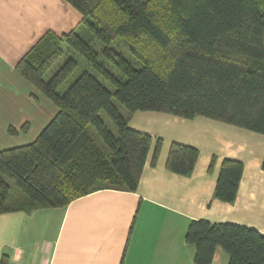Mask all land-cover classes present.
I'll use <instances>...</instances> for the list:
<instances>
[{
    "label": "trees",
    "instance_id": "trees-1",
    "mask_svg": "<svg viewBox=\"0 0 264 264\" xmlns=\"http://www.w3.org/2000/svg\"><path fill=\"white\" fill-rule=\"evenodd\" d=\"M65 1L79 12L77 25L60 34L46 32L15 64L57 111L33 141L0 150V213L62 207L99 189H137L152 137L130 128L113 99L128 114L200 116L264 135V0ZM81 24L122 76L99 61L92 38L77 31ZM117 38L136 63L111 47ZM63 44L92 72L82 71L58 93L77 66L69 56L45 79L63 55ZM160 144L156 138L153 161ZM198 153L172 142L165 167L188 175ZM214 162L213 156L208 170ZM242 171L240 160L222 159L214 197L233 202ZM11 185L17 194L9 205ZM184 240L194 246L193 264H210L217 247L227 253V264H264V235L252 227L192 219ZM0 264H7L6 255Z\"/></svg>",
    "mask_w": 264,
    "mask_h": 264
},
{
    "label": "crops",
    "instance_id": "crops-1",
    "mask_svg": "<svg viewBox=\"0 0 264 264\" xmlns=\"http://www.w3.org/2000/svg\"><path fill=\"white\" fill-rule=\"evenodd\" d=\"M79 20L65 0H0V150L33 141L57 111L16 70V62L46 32H67ZM123 113L130 128L152 137L137 189H99L62 207L0 213V260L6 255L7 264H179L186 252L193 262L194 246L184 240L192 219L245 225L264 235L263 134L200 116ZM156 138L161 144L153 161ZM172 142L198 149L188 175L165 167ZM224 158L243 163L233 202L213 195ZM227 262L217 247L210 264Z\"/></svg>",
    "mask_w": 264,
    "mask_h": 264
},
{
    "label": "rangeland",
    "instance_id": "rangeland-1",
    "mask_svg": "<svg viewBox=\"0 0 264 264\" xmlns=\"http://www.w3.org/2000/svg\"><path fill=\"white\" fill-rule=\"evenodd\" d=\"M77 31L79 32V34H81L85 39L90 40V44L94 47V49L97 51L98 53V59L99 61H101L103 63V65L114 75V76H122L120 74V72L115 69L112 64L104 57L103 53H102V48H103V44L101 42H99L95 37H92L91 34L88 32V30L86 29V27L84 25H79V27L77 28ZM63 55L57 60V62L55 64H53V66L46 72L45 77H50V75L55 71V69L63 62V60L69 56L74 57L77 60V66L73 69V71L70 73V75L65 79V81L58 87L57 92L58 93H63L68 86L78 77V75L84 71V70H88L90 72H92V69L87 65V63L85 62V60L80 57L75 51H73L71 48H69L67 45L63 44ZM111 47L121 53L124 57L128 58L130 61H132L133 63H136L134 58L132 57V55L130 54V52L128 51L127 46L124 44V42L122 41L121 38H117L115 39L112 43H111ZM105 81V80H104ZM48 100V99H47ZM114 103L120 108L119 110H121V112H126V110L124 109V107L122 105H120L115 99H113ZM49 104L50 101L48 100ZM54 109L56 110V108L54 107ZM105 122L109 125V127L114 130V126L106 119V117H104ZM92 128H90L91 131ZM21 137H17L16 139H19ZM94 139L97 142V144L104 149V144L103 142L96 136L94 135ZM17 194V190L16 188L11 185L10 188V197L9 200L7 201L9 205H11L12 203H14L16 201V199H14V196ZM14 195V196H13ZM192 261V260H191ZM189 261V258L187 259L186 256V252L183 253V258L181 260V262L179 264H193V262ZM173 264H178L173 263Z\"/></svg>",
    "mask_w": 264,
    "mask_h": 264
}]
</instances>
